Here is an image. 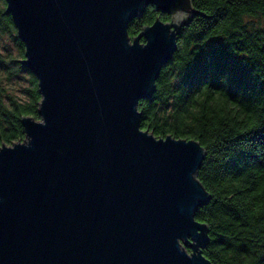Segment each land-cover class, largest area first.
Instances as JSON below:
<instances>
[{
	"label": "water",
	"instance_id": "95a60500",
	"mask_svg": "<svg viewBox=\"0 0 264 264\" xmlns=\"http://www.w3.org/2000/svg\"><path fill=\"white\" fill-rule=\"evenodd\" d=\"M40 118L0 146V264H212L205 149L140 126L191 0H5ZM167 13L135 37L147 6ZM143 39L144 41H141Z\"/></svg>",
	"mask_w": 264,
	"mask_h": 264
},
{
	"label": "trees",
	"instance_id": "16d2710c",
	"mask_svg": "<svg viewBox=\"0 0 264 264\" xmlns=\"http://www.w3.org/2000/svg\"><path fill=\"white\" fill-rule=\"evenodd\" d=\"M198 12L181 28L153 94L138 101L140 126L156 137L197 140L205 149L196 172L211 194L195 219L208 228L202 254L212 264H264V0H191ZM167 13L147 6L128 24L135 37ZM0 146L23 140L22 116L39 119L36 76L20 63L24 44L0 0ZM141 41H144L141 39ZM27 75L17 93L9 84Z\"/></svg>",
	"mask_w": 264,
	"mask_h": 264
},
{
	"label": "rangeland",
	"instance_id": "374dc122",
	"mask_svg": "<svg viewBox=\"0 0 264 264\" xmlns=\"http://www.w3.org/2000/svg\"><path fill=\"white\" fill-rule=\"evenodd\" d=\"M0 49L1 50L9 49L12 50L13 52H16L13 42L6 36H3L0 40ZM27 85H28L27 75L25 73H22L11 81V83L9 84V88L13 92L17 93L20 89L26 87Z\"/></svg>",
	"mask_w": 264,
	"mask_h": 264
},
{
	"label": "snow or ice",
	"instance_id": "6c2138e0",
	"mask_svg": "<svg viewBox=\"0 0 264 264\" xmlns=\"http://www.w3.org/2000/svg\"><path fill=\"white\" fill-rule=\"evenodd\" d=\"M261 127H264V125H261ZM189 139H193L192 137H189ZM201 147H203L201 145ZM261 191H264V187H262ZM262 208H264V205H262ZM199 223H204V221H198Z\"/></svg>",
	"mask_w": 264,
	"mask_h": 264
}]
</instances>
